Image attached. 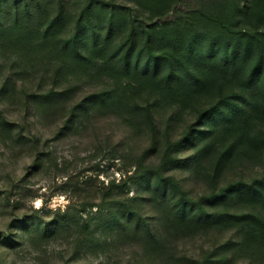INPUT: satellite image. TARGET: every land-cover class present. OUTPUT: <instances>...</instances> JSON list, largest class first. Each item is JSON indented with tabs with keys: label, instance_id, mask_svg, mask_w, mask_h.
<instances>
[{
	"label": "rangeland",
	"instance_id": "rangeland-1",
	"mask_svg": "<svg viewBox=\"0 0 264 264\" xmlns=\"http://www.w3.org/2000/svg\"><path fill=\"white\" fill-rule=\"evenodd\" d=\"M105 1L151 20L146 0ZM160 1L163 18L172 19L201 0ZM81 2L63 0L72 16ZM35 5L30 13L18 12L20 23L29 18L31 30L40 23ZM234 11L235 28L250 27ZM15 19L9 12L2 26ZM72 31L68 23L60 39ZM17 36L0 34V264H264V232L257 228L251 238L245 217L264 220L263 205L229 191L216 196L221 188L262 178L264 157L234 153L215 170L231 143L219 138L214 144L211 131L202 141L171 147L192 132L198 111L215 105L216 95L182 107L157 98L150 85L135 83L138 89L123 92L95 57L84 65L62 53V41L42 45L35 33L18 43ZM117 90L121 97L107 96ZM210 121L201 127L210 129ZM134 175L140 181L145 175L172 178L179 188L168 190L177 192L176 200L182 190L196 205L186 218L198 217L202 200L208 218L179 222L169 197L148 191L147 181L133 184ZM123 203L132 207L131 219L122 215Z\"/></svg>",
	"mask_w": 264,
	"mask_h": 264
},
{
	"label": "trees",
	"instance_id": "trees-1",
	"mask_svg": "<svg viewBox=\"0 0 264 264\" xmlns=\"http://www.w3.org/2000/svg\"><path fill=\"white\" fill-rule=\"evenodd\" d=\"M146 1L150 2L146 8L150 21L142 19L132 8L127 12L124 5L105 0H82L75 16L67 12L63 0H0V34L19 35L15 38L18 43L29 40L35 33L42 45L62 41L60 50L75 61L86 65L91 63L92 57L98 59L94 64L107 77L120 82L123 92L129 88L138 89L135 83H140L142 88L150 85L156 90L157 98H168L182 107L201 95H216L215 105L198 111L189 129L192 132L171 147L179 148L187 140L202 141L210 136L206 131H211L215 134L214 144L219 138L231 143L218 159L215 170L234 153L236 156L254 153L264 157V0H251L237 7L223 0H201L176 13L172 19L163 18L166 8L163 1ZM32 2L40 10L36 30H31L29 18L24 19L25 23L18 19L21 10L30 13ZM235 9L240 10L250 27L235 28L232 15ZM11 11L16 19L3 27L1 19ZM153 20L156 22L152 23ZM68 23L73 31L61 40L59 35ZM158 48L162 53H157ZM118 90L107 96L121 97ZM146 113L151 114V110L147 108ZM205 120H211L210 129L201 127ZM136 176L132 177L133 184L142 181V186L147 181L148 191H159L169 197L170 209L179 222L199 224L208 218L203 200L197 204L201 210L198 217L195 220L186 218L187 210L196 205L182 190L181 198L176 200L177 192L168 190L170 186L172 190L179 188L172 178L155 180L145 175L140 181ZM126 186V183L119 186L121 195ZM228 191L239 199L258 202L264 207V176L221 188L217 199ZM131 211V206L122 204L121 213L125 219L134 216ZM245 217L249 221L247 234L251 238L256 237L257 228L264 232L263 219L253 215ZM138 222L150 229L144 218Z\"/></svg>",
	"mask_w": 264,
	"mask_h": 264
}]
</instances>
